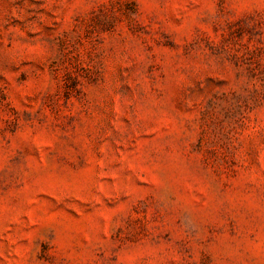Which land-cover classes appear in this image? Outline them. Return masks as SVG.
<instances>
[{
    "label": "rangeland",
    "instance_id": "1",
    "mask_svg": "<svg viewBox=\"0 0 264 264\" xmlns=\"http://www.w3.org/2000/svg\"><path fill=\"white\" fill-rule=\"evenodd\" d=\"M0 264H264V0H0Z\"/></svg>",
    "mask_w": 264,
    "mask_h": 264
}]
</instances>
